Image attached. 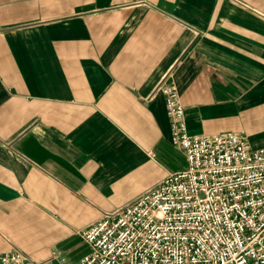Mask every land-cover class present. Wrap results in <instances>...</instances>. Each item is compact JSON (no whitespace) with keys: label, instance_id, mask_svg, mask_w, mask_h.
I'll use <instances>...</instances> for the list:
<instances>
[{"label":"crops","instance_id":"obj_1","mask_svg":"<svg viewBox=\"0 0 264 264\" xmlns=\"http://www.w3.org/2000/svg\"><path fill=\"white\" fill-rule=\"evenodd\" d=\"M190 136L264 145V0H0V255L46 264L186 167Z\"/></svg>","mask_w":264,"mask_h":264},{"label":"built area","instance_id":"obj_2","mask_svg":"<svg viewBox=\"0 0 264 264\" xmlns=\"http://www.w3.org/2000/svg\"><path fill=\"white\" fill-rule=\"evenodd\" d=\"M159 88L186 167L80 231L89 251L72 264H264V145L235 131L190 136L174 84ZM0 264L46 263L16 249Z\"/></svg>","mask_w":264,"mask_h":264}]
</instances>
